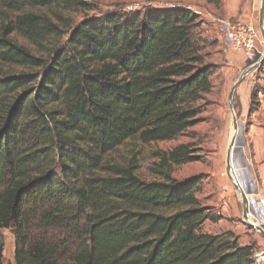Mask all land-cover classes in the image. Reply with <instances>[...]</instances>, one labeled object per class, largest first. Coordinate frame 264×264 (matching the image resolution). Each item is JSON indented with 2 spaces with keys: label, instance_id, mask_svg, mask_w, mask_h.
<instances>
[{
  "label": "trees",
  "instance_id": "1",
  "mask_svg": "<svg viewBox=\"0 0 264 264\" xmlns=\"http://www.w3.org/2000/svg\"><path fill=\"white\" fill-rule=\"evenodd\" d=\"M199 19L179 6L102 12L90 0H0L9 264H254L252 244L201 230L210 219L201 176H171L195 161L189 144L157 153L159 180L111 158L128 141H169L198 124L213 88Z\"/></svg>",
  "mask_w": 264,
  "mask_h": 264
},
{
  "label": "rangeland",
  "instance_id": "2",
  "mask_svg": "<svg viewBox=\"0 0 264 264\" xmlns=\"http://www.w3.org/2000/svg\"><path fill=\"white\" fill-rule=\"evenodd\" d=\"M97 11L112 9L138 10L144 6L160 8L188 7L199 16L196 38L205 61L212 64L213 88L206 96L197 125L186 133L169 141L143 143L128 141L111 158L121 164L131 163L135 173L144 180H159L155 173L157 153L187 143L195 155V161L171 168L173 178L198 174L202 186L198 197L209 208L210 219L201 227L203 232L219 234L231 232L240 245L252 244L254 254L264 251V236L243 220L242 200L226 171L227 146L234 134L233 116L236 117L237 133L231 150L234 176L243 188L249 213L264 230V87L263 64L247 74L237 85L233 96L232 114L228 105L231 87L243 70L251 66L239 52L233 50L225 37L229 22L238 19L259 20L260 0H222L216 7L205 0H90ZM261 36V32L259 29ZM258 46L259 58L263 53V39ZM257 93L256 97L253 94ZM3 245L2 264L14 263L16 247L13 229L0 227ZM19 244V242H18ZM21 247V245H20ZM264 264V257L257 260Z\"/></svg>",
  "mask_w": 264,
  "mask_h": 264
},
{
  "label": "water",
  "instance_id": "3",
  "mask_svg": "<svg viewBox=\"0 0 264 264\" xmlns=\"http://www.w3.org/2000/svg\"><path fill=\"white\" fill-rule=\"evenodd\" d=\"M258 25H259V29L261 32V36L263 39V53L262 55L256 59L255 62H250L252 65L249 66L248 68H246L245 70H243L241 72V74L239 75L238 79L236 80V82L233 84V86L230 89V92L228 94V105H229V109L231 111V113L233 114V105H232V96L233 93L237 87V85L243 80V78L249 74L251 71L257 69L258 67H260L263 63H264V0H260V5H259V20H258ZM233 121V131L234 134L227 146V153H226V171L227 174L229 176L230 172H233V168L231 165V150L233 148V144L235 141V135L237 133V122H236V117L233 116L232 118ZM230 178V177H229ZM231 183L233 184L234 188L236 189V191L239 193V195L241 196V200H242V216H243V220L246 224H248L250 227L256 229L260 234H262L264 236V230L252 219H250V213H249V202L248 199L246 197V194L243 190V188L240 186L239 182L237 181V179H231L230 178ZM264 257V251L259 252L254 254L253 256V261L254 264H258L257 259L258 257Z\"/></svg>",
  "mask_w": 264,
  "mask_h": 264
},
{
  "label": "built area",
  "instance_id": "4",
  "mask_svg": "<svg viewBox=\"0 0 264 264\" xmlns=\"http://www.w3.org/2000/svg\"><path fill=\"white\" fill-rule=\"evenodd\" d=\"M225 37L233 50L241 53L250 62L256 61L261 36L253 21L238 19L229 22L225 29Z\"/></svg>",
  "mask_w": 264,
  "mask_h": 264
},
{
  "label": "bare ground",
  "instance_id": "5",
  "mask_svg": "<svg viewBox=\"0 0 264 264\" xmlns=\"http://www.w3.org/2000/svg\"><path fill=\"white\" fill-rule=\"evenodd\" d=\"M229 177H230L231 179H236L235 176H234V172H230V173H229ZM246 197H247V196H246ZM250 219H251V217H250ZM258 259H261V256H259ZM258 259H257V260H258Z\"/></svg>",
  "mask_w": 264,
  "mask_h": 264
}]
</instances>
